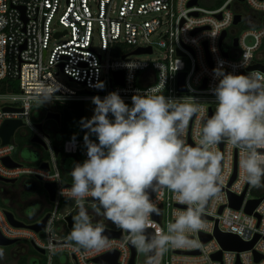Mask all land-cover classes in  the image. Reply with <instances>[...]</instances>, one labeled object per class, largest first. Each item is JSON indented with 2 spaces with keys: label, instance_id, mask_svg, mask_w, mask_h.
<instances>
[{
  "label": "built area",
  "instance_id": "1",
  "mask_svg": "<svg viewBox=\"0 0 264 264\" xmlns=\"http://www.w3.org/2000/svg\"><path fill=\"white\" fill-rule=\"evenodd\" d=\"M190 1L96 0L93 10L90 0H0V81L18 82V91L0 92V101H4L0 106V125L5 119L21 120L23 125L16 131L28 128L25 134L29 133L30 141L38 138L47 151V156L44 159L41 156L36 165L22 164L12 157L15 142L0 144V177L12 180L40 177L42 183L55 184V199L47 211L49 218L43 230L35 232L12 226L0 207V233L43 249V264H61L62 254L75 264H129L131 248L128 232L106 219L100 221L104 217L93 210L95 201L91 197L85 199L84 206L93 225L99 222L107 230L121 231V237L109 238V246L100 251L77 250L78 246L68 240L73 227L68 228L65 217L71 211L75 216L79 209L76 204L58 218L60 201L68 199L60 191L71 185L62 180L54 147L60 149V154L73 157L75 164L88 159L87 147L85 136L61 138L59 144L53 142L47 133L55 129L49 125L44 128L47 112L42 122L33 121L34 103L41 100L37 94L41 82L55 87L51 98L45 100L54 105L80 103L94 96L103 100L111 92H117L125 104L132 105L134 95L155 88L162 89L157 94L166 98L201 104L210 117L217 104L213 89L222 78L214 69L233 75L264 73V0H220L210 8L201 5L200 0L188 5ZM237 15L239 21L234 23ZM222 33L225 34L220 43ZM56 39L59 42L50 46ZM148 48L150 52L141 54L157 50L155 60L130 58L139 55L133 54L135 50ZM253 65L261 68L249 69ZM116 71L123 72L122 84L115 82ZM60 73L69 82L81 85V89L62 82L58 78ZM180 73H184V91L178 89ZM100 82L104 84L102 89L97 87ZM4 107L17 110L4 111ZM37 123H41L42 131L36 127ZM200 127L193 117L185 137L188 144L195 146ZM88 139L99 143L94 133ZM217 150L224 156L223 183L219 198L211 201L203 213L206 228L191 233L189 239L193 243L189 245L168 246L159 256L154 252L152 264H264V180L260 187L240 180V148L225 141ZM3 157L19 165L6 166L1 161ZM42 163H47V170L41 167ZM230 194L237 197L243 194L238 209L230 206ZM151 198L161 214L158 220L152 215L154 224L149 228L167 233L168 224L174 222L173 213L187 206L176 203L174 193L166 188L159 199L157 194ZM257 199L259 203L247 213L248 202ZM216 230L235 235L244 243H254L247 250L224 249L214 237ZM39 234L43 237L39 238ZM200 234L211 239L203 243ZM134 249L136 264L137 249ZM109 252L116 254L114 263L95 261ZM218 252L220 258L213 259L212 255ZM256 256L260 258L258 261Z\"/></svg>",
  "mask_w": 264,
  "mask_h": 264
},
{
  "label": "clouds",
  "instance_id": "2",
  "mask_svg": "<svg viewBox=\"0 0 264 264\" xmlns=\"http://www.w3.org/2000/svg\"><path fill=\"white\" fill-rule=\"evenodd\" d=\"M214 72L222 78L213 89L217 104L210 117L201 104L157 94L162 89L134 95L131 107L117 92L103 100L92 98L95 114L83 127L94 133L99 143L85 136L88 159L75 164L70 172L71 187L60 191V195L75 200L79 209L68 236L77 250L100 251L109 246L104 225H93L84 206L88 197L95 201L96 214L128 232V242L138 251L159 256L168 246L193 243L189 235L206 228L203 213L221 193L224 156L217 146L222 142L241 149L240 180L262 186L264 73ZM97 87L102 89L103 82ZM55 90L41 82L37 94L43 103ZM109 113L114 120L109 119ZM193 117L201 125L195 146L185 139ZM165 188L174 193L176 203L187 207L173 213L174 222L168 224L167 233L157 230L149 234L152 215L161 214L150 192L159 199Z\"/></svg>",
  "mask_w": 264,
  "mask_h": 264
},
{
  "label": "water",
  "instance_id": "3",
  "mask_svg": "<svg viewBox=\"0 0 264 264\" xmlns=\"http://www.w3.org/2000/svg\"><path fill=\"white\" fill-rule=\"evenodd\" d=\"M196 0H192L188 3V5H193L195 4ZM237 21H239V16L237 15L234 19V23H236ZM225 33H222V36L220 38V43L222 38L224 37ZM234 44L236 45V42H234ZM146 52H150V49H137L133 52V54H141V53H146ZM224 56H226L225 53H223ZM255 68H261L259 66L253 65L250 66L249 69H255ZM240 75H243L242 73ZM114 79L115 82L117 84H122L123 83V72L122 71H116L114 73ZM183 79H184V73H180L179 77H178V89L180 91H184V84H183ZM4 111H12V110H17L15 108H11V107H4L3 108ZM45 119L46 120H53L56 123L59 124L60 122V114L57 112H52V111H48L45 115ZM23 125V122L19 119H5L1 125H0V144L1 145H5V144H13L14 143V133L16 131V129L20 126ZM36 127L42 131V125L41 123H37ZM32 143H37L40 144L42 147L45 148L43 142H41L38 138L34 137L31 139ZM34 153V152H32ZM54 154L56 157H59L60 154V149L58 147H54ZM1 161L3 162V164H5L6 166L9 167H16L19 164L12 161L11 158L9 157H3L1 159ZM66 161L65 157L61 158V165L64 166ZM41 167L43 169H48L47 163H42ZM234 178V175L232 177V180ZM36 181L40 182V185L42 187V189L45 191V193L48 195V200L50 202H53L55 199V184L54 183H42L40 177H37L35 179ZM14 180L12 179H5L0 177V182H4V183H11ZM68 186H70L68 184ZM155 193L154 192H150V196L152 197ZM243 198V194L241 196H233V195H229V202H230V206L234 207L236 209H238L240 207L241 201ZM92 200V199H91ZM260 199L257 200H251L248 202V204L245 207V211L247 213H251L252 210L255 208V206L259 203ZM221 210V208H220ZM8 222L15 227H23V228H28L31 229L35 232H39L40 230H43L46 222L49 218V213H44L42 216L39 217V214H34L31 213L29 216H27V219H29V221H31L30 223H25L22 220H20L19 218H17L14 213L11 210L8 209H4L3 210ZM25 215V213H24ZM153 217L158 220V215L153 214ZM73 218H74V214L71 211L66 217L65 220L67 221L68 224V228H72L73 227ZM205 218V217H203ZM147 232L149 234L154 233V231L151 228L147 229ZM104 235H106L108 238H112V237H121V231H111V230H107L105 229L104 231ZM214 237L218 240V242L221 244V246L224 249H230V250H237V251H241V250H247L249 248L252 247L254 241L250 242V243H244L242 241H240V239L235 236V235H231V234H223L220 233L219 231H215ZM200 238L201 241L203 243L207 242L208 240L211 239V236L206 235V234H200ZM17 242H19V240L17 239H8L5 238L1 233H0V246L1 247H8V246H12L15 245ZM130 248H131V258L129 261V264H134V257H135V249L134 247L129 243ZM33 249L41 254L44 253V250L33 245ZM150 257L152 258L153 261V257H154V252L152 253H148V260L146 262V264H149V259ZM213 259H219L220 258V252L213 254L212 255ZM116 259V254L114 252H109L107 254H104L102 256H99L95 259V261L98 262H110V263H114ZM260 258L258 256H256L255 260L258 261Z\"/></svg>",
  "mask_w": 264,
  "mask_h": 264
},
{
  "label": "rangeland",
  "instance_id": "4",
  "mask_svg": "<svg viewBox=\"0 0 264 264\" xmlns=\"http://www.w3.org/2000/svg\"><path fill=\"white\" fill-rule=\"evenodd\" d=\"M220 2V0H200V4L203 6H206L208 8L210 7H214L216 4H218ZM90 5L91 8L93 10L96 9V0H90ZM94 41L97 43V37L96 34L94 35ZM59 39H56L55 41L52 40L51 41V45H53V43H58ZM158 56V51L156 50L154 53L151 54H139V55H132L130 58L133 60H148V61H152L155 60ZM62 82H64L65 84H67L68 86H70L71 88L74 89H81V85L74 83V82H69L66 77L63 74H59L58 77ZM2 102L4 101H0V106L2 105ZM34 108L35 110L33 111V121H38V122H42V120H44V113L52 110L55 111L57 113L60 114V116L62 115V111L65 107L64 105H58V104H52L49 101H44L42 103L41 100H38L37 102L34 103ZM129 107H131V104H127ZM95 105L92 103V100H88V101H82L79 103V108L82 112L83 115V122L87 121V120H91V118L93 117V115L95 114ZM39 112H41V115H39ZM114 117L111 115V113H109V119L112 120ZM36 119V120H35ZM44 128H46V125H53L56 126L57 123H55L53 120H44ZM28 130V128H20L16 131L15 136H14V142H15V149L14 152L12 153V157L18 161L21 162L22 164H27L20 155L26 157L29 155V153L25 150V147L31 144H34L37 149L40 151L41 155L43 157H41L42 159H44L47 156V151L41 146L38 145L37 143H32L30 141V135L29 133L25 134V132ZM24 132V133H23ZM83 132L85 134V136H89L90 135V131L88 128L83 127ZM50 136V139L53 142H56L59 144L60 140H61V135L60 133L55 129V130H48V133ZM63 157L62 154L59 155L58 157V161L59 163L61 162V158ZM40 158V160H41ZM73 166V161L71 158H67L66 160V170L71 169ZM62 180L63 182H68L71 181L72 182V177H70L69 175H62ZM11 183H7V185H10ZM16 186V184L14 185ZM37 195L40 196H44L43 201L44 203H46L47 205H49V207L47 206L45 209L46 210H50V206H52V203L48 200V198L45 197V191L44 190H40ZM1 206V205H0ZM76 206V202L75 200L72 199H67V200H62L60 201V204L58 206L57 209V213H58V218H62L63 214L70 212L72 208H74ZM5 207L7 209H11V211L14 213V215L19 218L20 220H22L25 223H29V219H27V216H29L32 211H33V207H29L28 210H25V215H20L17 208L14 207H9L7 204H5ZM94 210V208H93ZM39 238H42L43 235L39 234L38 235ZM22 244L27 245L29 248H31L30 246V242L28 241H22ZM16 245V244H15ZM15 245L12 246H8V247H1L0 246V264H17V261L19 259V257L21 255L27 254L29 258H33V254L34 256H36V258H38L41 263H44V257L40 254H36L33 253L31 251V253H27L26 252V247H23L22 249L17 250L15 248ZM24 258H28L27 256H22ZM148 258V253L145 252H141L137 250V256H136V264H144L145 261ZM60 263L64 264H75L72 260L66 258L65 254H62L60 256Z\"/></svg>",
  "mask_w": 264,
  "mask_h": 264
},
{
  "label": "crops",
  "instance_id": "5",
  "mask_svg": "<svg viewBox=\"0 0 264 264\" xmlns=\"http://www.w3.org/2000/svg\"><path fill=\"white\" fill-rule=\"evenodd\" d=\"M50 126V125H49ZM57 131H59L57 128H55ZM84 136H85V134H84ZM83 136V137H84ZM62 138V137H61ZM29 146V145H28ZM28 146H26V147H28ZM35 149H36V152H34V153H29V155L28 156H26V157H24V156H22V155H20L21 156V158L27 163V164H29V165H36L37 163H38V161H39V159H40V157L42 156L41 155V153H40V151L37 149V147H35ZM43 157V156H42ZM63 157H65L66 158V160H67V158L69 157V158H71L72 159V161H73V166H72V168L71 169H69V170H66V161H65V164H64V166H62L61 165V162H60V166H61V169H62V175L64 174V175H69L70 177H71V175H70V172L72 171V169H73V167L75 166V159L73 158V157H70V156H67V155H63ZM32 180H34V179H32V178H26V177H22V178H19V179H17V180H14L12 183H14V184H16L18 187H19V189H21V190H24V191H26V190H28V185L30 184V182L32 181ZM65 184H69V185H72V182L71 181H68V182H64ZM3 186H7V183H4V182H0V187H3ZM45 195H46V197L48 198V195L45 193ZM23 202L21 203L22 205H21V207L22 206H25L27 209L29 208V207H33L32 209H33V211H32V213H34V214H39V217L40 216H42L44 213H47V211H49V210H46L45 208L48 206L49 207V205H47L46 203H44V201H43V198H44V196H40V195H37V194H32V193H30V192H24V196H23ZM3 200L4 201H6V204H7V202H8V200H6L5 198H3ZM38 201V202H37ZM1 203V202H0ZM2 204V206H0V207H3L4 209H7L6 207H5V205L3 204V203H1ZM38 206V207H37ZM26 209V210H27ZM9 210V209H8ZM24 212H25V209H24V211H22V214L21 215H23L24 216ZM97 216H99V215H97ZM105 219L104 218H100V221H104ZM31 221H29V223H30ZM25 241V240H24ZM19 242H22V241H19ZM19 242H17V243H19ZM16 243V244H17ZM17 245H15V247H16ZM30 246H31V250H33L34 252L33 253H36V254H40L41 255V253H39V252H37V251H35L34 249H33V245L30 243ZM22 256H20L19 258H21ZM27 259V261H28V263L29 264H40V260L38 259V258H36V256H34V254H33V258H26ZM31 259L33 260V262L31 261Z\"/></svg>",
  "mask_w": 264,
  "mask_h": 264
},
{
  "label": "trees",
  "instance_id": "6",
  "mask_svg": "<svg viewBox=\"0 0 264 264\" xmlns=\"http://www.w3.org/2000/svg\"><path fill=\"white\" fill-rule=\"evenodd\" d=\"M18 82L16 80L0 81V92L6 90L18 91ZM60 116V122L57 127L62 138H82L83 132V115L79 108V103L65 105ZM2 206V204L0 203ZM34 252L33 250H31ZM17 264H29L27 259L21 257L18 259Z\"/></svg>",
  "mask_w": 264,
  "mask_h": 264
},
{
  "label": "flooded vegetation",
  "instance_id": "7",
  "mask_svg": "<svg viewBox=\"0 0 264 264\" xmlns=\"http://www.w3.org/2000/svg\"><path fill=\"white\" fill-rule=\"evenodd\" d=\"M57 126L58 125H56V126L50 125V127L51 128H54V129L57 128ZM35 147L36 146L34 144H31L28 147H25V150L28 153L36 152ZM14 185L15 184L12 183L10 185L0 187V202L5 205L6 204V201L3 200V198H5L6 200H8L7 205L9 207L17 208L19 214L21 215L22 214V211H24V209L25 210L27 209L25 206H22L21 207V205H22L21 203L23 202V199H24L23 198L24 192H30L32 194H37L40 190H43V189H42L41 186H39L40 185V182L39 181H36L35 179L30 182V184L28 185V190H26V191L21 190V189H19V187L17 185L16 186H14ZM45 197H46V195H45ZM9 210H11V209H9ZM16 245L17 246L15 248L17 250L22 249L23 247H26V252L27 253L28 252L31 253V249L27 245L22 244V242H19ZM21 256H27L28 257L27 254H24V255H21ZM31 261L33 262L32 259H31Z\"/></svg>",
  "mask_w": 264,
  "mask_h": 264
}]
</instances>
